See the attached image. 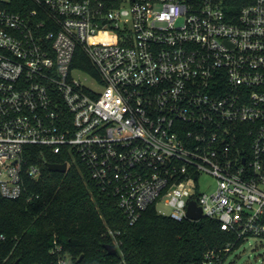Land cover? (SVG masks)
Instances as JSON below:
<instances>
[{
  "label": "built area",
  "instance_id": "2783aa9c",
  "mask_svg": "<svg viewBox=\"0 0 264 264\" xmlns=\"http://www.w3.org/2000/svg\"><path fill=\"white\" fill-rule=\"evenodd\" d=\"M10 1L0 0L2 197L40 177L25 154L42 146L81 163L130 225L150 206L191 220L195 201L234 235L187 264H226L264 236V0H29L23 12ZM78 50L96 74L73 66ZM49 253V264H79L57 238Z\"/></svg>",
  "mask_w": 264,
  "mask_h": 264
},
{
  "label": "trees",
  "instance_id": "16d2710c",
  "mask_svg": "<svg viewBox=\"0 0 264 264\" xmlns=\"http://www.w3.org/2000/svg\"><path fill=\"white\" fill-rule=\"evenodd\" d=\"M31 6L29 0L6 4L16 12ZM73 66L96 74L80 50ZM27 149L28 163L40 166V177L25 175L23 193L16 199L0 195V235L5 237L0 239V264H15L16 259L19 264H49L54 238L79 259V264H187L199 261L206 250L234 240V235L221 229L214 219L179 221L159 214L154 206L130 225L117 199L102 193L81 163L42 146ZM66 161V172L47 167L48 163ZM115 241L117 254L110 255L104 245Z\"/></svg>",
  "mask_w": 264,
  "mask_h": 264
},
{
  "label": "rangeland",
  "instance_id": "374dc122",
  "mask_svg": "<svg viewBox=\"0 0 264 264\" xmlns=\"http://www.w3.org/2000/svg\"><path fill=\"white\" fill-rule=\"evenodd\" d=\"M85 78L84 74L80 75ZM215 185V178L204 175L199 189L210 192ZM226 264H264V236H252L229 255Z\"/></svg>",
  "mask_w": 264,
  "mask_h": 264
},
{
  "label": "water",
  "instance_id": "95a60500",
  "mask_svg": "<svg viewBox=\"0 0 264 264\" xmlns=\"http://www.w3.org/2000/svg\"><path fill=\"white\" fill-rule=\"evenodd\" d=\"M47 167L51 171L66 172L68 169L67 162L63 163H48ZM187 217L193 221L200 220L202 218L201 207L198 206L195 201H190L187 208ZM104 249L110 255L117 253L116 247L113 244H105ZM82 256L80 257V259ZM15 264H19V259H16Z\"/></svg>",
  "mask_w": 264,
  "mask_h": 264
}]
</instances>
